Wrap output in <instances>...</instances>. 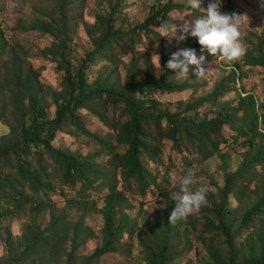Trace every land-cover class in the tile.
<instances>
[{
	"label": "trees",
	"instance_id": "trees-1",
	"mask_svg": "<svg viewBox=\"0 0 264 264\" xmlns=\"http://www.w3.org/2000/svg\"><path fill=\"white\" fill-rule=\"evenodd\" d=\"M70 3V0H54L56 17L37 7V16L25 27L53 38L52 45L40 54L57 63V70L62 72L60 89L43 85L40 71L24 64L15 49L10 51L9 60L0 62V122L8 128L0 138V222L9 217L27 218L16 241L5 227L7 234L2 240L4 255L0 264H95L108 255L119 254V245L133 226L129 215L133 207L125 188L133 183L139 196L145 198L152 187L158 186L145 158L160 163L163 141L169 139L179 154L188 145L204 162L221 154V145L227 143L224 127L235 132L232 136L235 143L242 138L240 145L247 150L239 168L225 174L224 186L213 199L210 196L208 208L202 209L207 237L200 239L207 253V264H264V184L260 193L250 197L238 225L230 201L232 196L246 195L249 188L243 179L258 166H264V132L260 129L264 105L241 85L246 76L243 66H264V38L260 36L252 41L242 63L235 61L209 93L180 100L178 107L170 111L155 97V92L184 91L195 84L173 79L174 71L166 67L172 55L168 50L163 51L159 76L147 73L140 77L137 62H131L123 78L114 68L89 82L87 70L96 60H111L109 54L114 46L134 44L141 33L162 41L161 34L150 26L169 20L173 10L187 6L174 0L152 4L151 12L142 22L123 29L116 27L115 18L124 0H109L108 15L99 13L95 23L87 25L86 33L93 48L73 70L69 59L73 51ZM222 10L238 14L233 0H226ZM5 53V44L0 40V60ZM150 61L147 58L146 65ZM232 92L238 94L236 103L231 100L220 103ZM217 103L220 106L212 118H199L200 108L207 105L213 109L212 104ZM50 105L54 107L52 118L48 115ZM8 109L11 121L5 117ZM82 110L107 126L112 139L85 129ZM65 131L93 140L109 156L107 165L95 162L93 155L54 147L56 134ZM77 184L78 200L67 199L62 208L50 200V193L58 186L72 188ZM99 187L108 191L103 206L98 209L103 219L101 245L91 256L80 258L82 248L94 239V231L86 223L91 210L86 193ZM70 205L81 210L78 218L67 216ZM171 211L166 209L165 224L147 226L148 234L140 244L146 264H173L191 251L188 230L184 233L187 245L184 253L172 250ZM45 212L48 220L41 224L38 216Z\"/></svg>",
	"mask_w": 264,
	"mask_h": 264
},
{
	"label": "rangeland",
	"instance_id": "rangeland-1",
	"mask_svg": "<svg viewBox=\"0 0 264 264\" xmlns=\"http://www.w3.org/2000/svg\"><path fill=\"white\" fill-rule=\"evenodd\" d=\"M68 6V13L71 21V31L73 43L69 59L73 70L80 65L85 54L92 50L93 45L86 33L88 24L95 23V17L102 13L108 15L110 11L109 0H70ZM166 0H124L119 14L115 18L116 27L129 29L135 24L143 21L144 17L151 12V5L165 2ZM182 3L187 7L182 10H173L169 20L158 21L150 27L160 34L163 28H159L165 23L166 26L172 24L180 25L182 20L176 18L184 16L185 20L189 22L194 21L198 16L204 14V9L207 8L205 0H202V8L197 11L190 9L188 0H174ZM226 0H223L225 3ZM237 5L238 14L241 20L242 40L246 49L252 46V41L255 42L260 36L264 38V0H233ZM42 7L49 16L56 17L54 0H0V40L5 44L6 53L4 58L0 60L1 63L9 60L10 51L15 49L24 64L31 65L34 69L40 71V81L45 86H50L53 89H60L62 85V72L57 70V63L52 58L42 57L40 51L50 47L53 43V38L49 35L43 34L39 31L25 30V27L37 16L36 8ZM179 34V29H178ZM162 41L155 38H148L142 35L134 44L127 42L121 43L113 47V51L109 54L111 60H96L87 70V78L89 82L97 75L106 73L111 69H117L121 78L129 68L131 62L138 63V73L140 77L148 74L159 76L162 72L161 57L164 50L174 53L181 48L194 47L197 55H205L206 61L204 67L207 71L204 78H196L194 67L189 66V74H173V79L184 81L189 80L195 84L192 88L184 91L169 92L164 89H158L155 92V97L161 101L164 107L170 111L178 107L180 100H188L192 96L197 97L209 93L220 78L227 74L232 68L234 62L226 61L222 56H212L205 50L201 52V47L198 46V39L195 37H188L185 41L179 43L173 38L169 42L168 37L162 36ZM260 38V39H261ZM150 58V64L146 65L145 60ZM242 63V58L239 59ZM245 78L241 81L242 87L253 93L259 103L264 105V66H243ZM1 75V74H0ZM237 93H227L222 101H233L236 103ZM8 99L5 101L7 103ZM49 101V98L46 100ZM213 109L209 106H203L199 111L200 119H210L215 115V111L220 104H212ZM264 116V109L261 110ZM49 118L54 116V107L52 105L48 108ZM84 128L88 131L97 134L100 137L112 139V132L105 126L98 118L91 115L85 110L80 112ZM8 121H11V110L8 109L5 113ZM166 124H163V128ZM260 129L264 132V117L260 124ZM8 132V128L4 123L0 122V138ZM66 133L58 132L53 141L56 148H67L71 151H77L82 155H93L94 161L107 165L109 156L106 152L100 150L98 145L90 138L72 132ZM223 132L227 138V143L221 145V154L215 155L204 162L201 161V155H197L194 150L185 145L183 153L179 154L173 149L172 142L169 139L163 141L161 150L160 163H152L145 158V162L149 170L157 179V187H152L145 198H141L137 193L135 184L128 185L124 192L126 197L132 204V210L129 215L132 218V229L126 232L123 241L119 245L120 253L116 255H108L102 260L95 262V264H146L144 255L141 249V241L147 236V226L155 225L160 222L165 224L166 209L173 211L175 202L171 199V192L179 191V182L182 175L189 170L192 171L196 180L197 186L203 185L208 189L207 204L201 208L198 213L189 216L186 220L172 223L173 230V247L174 252H182L186 249V242L184 233L189 231V245L191 251L184 253L183 257H179L173 264H207V253L202 245L200 239L207 237L204 234V223L202 209L208 208L210 196L212 199L218 195V189H222L225 183V174L227 172H235L242 161L244 160V152L247 148H243L240 143L243 139H239L238 143L233 141L232 136L235 132L231 131L229 127H224ZM264 144V140H263ZM120 152L123 149L119 150ZM48 163L51 165V161ZM49 171L52 168H48ZM256 177L255 180L250 181ZM58 183V180H55ZM243 184L247 189L245 196H232L230 198L231 206L235 210L234 218L239 224L245 206L251 202L250 197H254L260 193L264 184V166H258L253 173L243 179ZM79 185L75 187L58 186L55 191L50 193L49 198L58 208H62L67 199H79ZM108 191L99 187L98 189L87 191V200L90 202V212L87 215L86 223L94 231V239L87 242V244L80 251V258L91 256L94 251L101 245L102 241V227L103 219L98 209L103 206V199ZM171 211V212H172ZM67 216L70 219H76L81 214L74 205L67 206ZM48 220V212L42 213L38 216V221L45 224ZM27 222L26 217H9L0 222V257L4 255L3 239L6 237L5 227L9 228L12 238L16 241L23 232L24 225Z\"/></svg>",
	"mask_w": 264,
	"mask_h": 264
},
{
	"label": "clouds",
	"instance_id": "clouds-1",
	"mask_svg": "<svg viewBox=\"0 0 264 264\" xmlns=\"http://www.w3.org/2000/svg\"><path fill=\"white\" fill-rule=\"evenodd\" d=\"M191 9L199 11L202 8V0H188ZM223 0H209L207 8H203L204 14L194 21L185 20L184 16H178L183 21L179 26L175 23L166 26L165 23L161 36L168 37L169 42L174 38L177 43L185 41L189 36L198 39L201 52L205 50L212 56L220 55L228 62H234L246 55L247 49L242 40L240 15L228 13L222 10ZM179 29V34H178ZM205 55H197L195 48H181L172 53L167 61V69L175 74H189V66H195L196 78H204L208 70L203 66ZM197 180L189 170L182 175L179 182V191L171 192V199L175 207L170 214L169 223L186 220L189 216L198 213L207 204L208 189L206 186H197Z\"/></svg>",
	"mask_w": 264,
	"mask_h": 264
}]
</instances>
